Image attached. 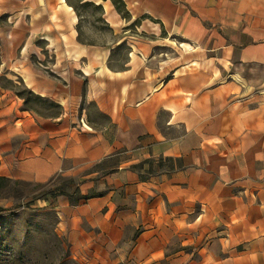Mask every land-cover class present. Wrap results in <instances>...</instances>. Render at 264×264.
Returning a JSON list of instances; mask_svg holds the SVG:
<instances>
[{"label": "crops", "instance_id": "0c3cea01", "mask_svg": "<svg viewBox=\"0 0 264 264\" xmlns=\"http://www.w3.org/2000/svg\"><path fill=\"white\" fill-rule=\"evenodd\" d=\"M121 1L125 18L110 0H85L111 33L97 45L79 43L69 0H0L10 48L3 65L59 109L40 115L0 85V176H65L80 181L81 196L95 181L108 186L65 215L82 264H189L143 239L163 222L206 220L225 231L198 245L197 264H264V98L256 105L240 97L249 75L264 72V0ZM111 159L112 172L96 171ZM162 161L171 165L160 172ZM150 170L156 174L142 179ZM143 181L163 185L175 208L147 211L155 225L129 248L123 235L143 216ZM115 189L123 191L119 209Z\"/></svg>", "mask_w": 264, "mask_h": 264}, {"label": "rangeland", "instance_id": "374dc122", "mask_svg": "<svg viewBox=\"0 0 264 264\" xmlns=\"http://www.w3.org/2000/svg\"><path fill=\"white\" fill-rule=\"evenodd\" d=\"M69 2L76 6L79 17V43L105 45L112 40L111 33L101 21L99 7L92 6L85 0H69ZM116 6L121 9L119 5ZM2 20H0V29ZM4 39L0 35V85L24 98L26 108L43 116L58 114L59 109L55 104L29 94L21 81L11 75L3 65L5 56L10 53V48ZM118 60L123 61L122 57ZM241 95L240 97L256 105L263 102L264 72L262 73V70L254 71L252 75H249L247 88L242 91ZM115 164L116 161L111 159L108 164L96 167V171L99 170L103 175L110 173ZM170 165V162L162 161L159 171L162 172ZM154 172L153 170L148 171L147 174H143L142 179L148 180L156 174ZM95 182L97 183L95 188L86 196H81L76 192V185H79L80 181L60 175L45 183L10 181L5 188L0 189V264H82L73 257L67 232L71 229L69 225L71 219L66 216L69 209L77 211V205L80 202L83 203L79 197L92 198L110 192L105 183ZM143 182H146L142 190L140 207V210L144 211L143 216H138L140 223H136L137 226L125 227L123 235V238L129 242V248L132 247L133 241L143 236L145 226L149 229V226L155 225V220L149 217L147 211H156L158 208L162 210L175 208V205L166 200L163 185H160L158 181ZM112 194L111 199L116 209L122 208V202L118 200V197L122 199L123 191L115 189ZM131 208L135 210V207L131 206ZM199 208L196 204L193 208L195 214L200 211ZM82 215L79 214L78 217ZM63 218H65L64 222ZM184 220L186 222L193 219ZM85 221L82 223L83 226L88 225ZM207 221H202L200 224L196 222L193 226L177 222L178 226L170 227L163 222L156 234H146L143 240H157L158 244L163 247L160 250L163 258L183 253L190 258L189 264H197L201 262L202 255L198 245L212 242L215 234L220 232L219 230L225 231L224 225L219 229V226L208 225ZM222 236L224 238L226 235L222 234ZM124 247L127 252V246ZM126 256L127 254H123L121 258ZM158 264H165V259Z\"/></svg>", "mask_w": 264, "mask_h": 264}, {"label": "trees", "instance_id": "16d2710c", "mask_svg": "<svg viewBox=\"0 0 264 264\" xmlns=\"http://www.w3.org/2000/svg\"><path fill=\"white\" fill-rule=\"evenodd\" d=\"M111 1V3L113 4V6H114V8H115V10L121 15V16H123L124 18L125 17H127V12H126V10H125V5H124V3L121 1V0H110ZM116 5H119L120 7H121V9H119ZM2 18H0V20H1ZM27 90V89H26ZM28 93L29 94H32L29 90H28ZM32 95H34V94H32ZM34 96H36V95H34ZM20 97V96H19ZM38 97V96H37ZM20 98H22V97H20ZM39 98V97H38ZM24 99V98H23ZM39 99H42V98H39ZM43 100H46V99H43ZM48 101V100H47ZM25 105H26V101H25V99H24V107H25ZM10 181H12V180H9V179H7V178H4V177H1L0 176V189H2V188H5L9 183H10ZM76 192H77V190H76ZM80 198H82V197H80Z\"/></svg>", "mask_w": 264, "mask_h": 264}, {"label": "built area", "instance_id": "2783aa9c", "mask_svg": "<svg viewBox=\"0 0 264 264\" xmlns=\"http://www.w3.org/2000/svg\"><path fill=\"white\" fill-rule=\"evenodd\" d=\"M81 126H82V127H85L84 124L82 123V121H81Z\"/></svg>", "mask_w": 264, "mask_h": 264}]
</instances>
